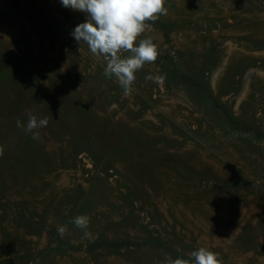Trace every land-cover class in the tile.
<instances>
[{
	"label": "rangeland",
	"instance_id": "obj_1",
	"mask_svg": "<svg viewBox=\"0 0 264 264\" xmlns=\"http://www.w3.org/2000/svg\"><path fill=\"white\" fill-rule=\"evenodd\" d=\"M164 6L138 37L158 58L126 94L71 36L85 13L0 0V264H162L200 247L264 264V0ZM29 111L48 118L39 139L16 126Z\"/></svg>",
	"mask_w": 264,
	"mask_h": 264
},
{
	"label": "clouds",
	"instance_id": "obj_2",
	"mask_svg": "<svg viewBox=\"0 0 264 264\" xmlns=\"http://www.w3.org/2000/svg\"><path fill=\"white\" fill-rule=\"evenodd\" d=\"M65 8L86 14V21L79 23L71 32L78 44L87 45L90 53L102 58L105 63L104 75L114 76L126 94L130 93L136 80L137 71L146 63L155 62L159 52L152 38L139 39L151 23L166 15L165 0H60ZM127 53V55H124ZM160 81L164 77H158ZM26 125L18 119L16 126L32 133L33 139H39L38 129L49 123L47 117L38 118L28 112ZM3 147L0 146V156ZM88 237L90 217L79 215L70 221ZM63 238L68 233L67 225L57 228ZM162 264H223L220 254L205 247L190 253L188 258L173 259L166 254Z\"/></svg>",
	"mask_w": 264,
	"mask_h": 264
}]
</instances>
